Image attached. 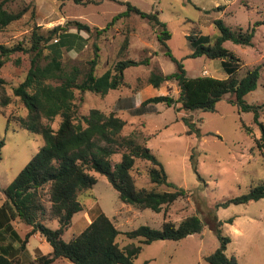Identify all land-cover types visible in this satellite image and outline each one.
<instances>
[{
	"label": "rangeland",
	"instance_id": "374dc122",
	"mask_svg": "<svg viewBox=\"0 0 264 264\" xmlns=\"http://www.w3.org/2000/svg\"><path fill=\"white\" fill-rule=\"evenodd\" d=\"M115 1L103 0L84 5H76L71 0L10 1L4 5L7 11L17 12L23 8L27 11L21 19L0 31V44L14 46L22 42L27 46L33 31L44 36L53 29L56 33L63 30L74 33L78 28L74 22H77L90 28L89 32H79L87 42L81 51H63L64 69L76 66L85 72L94 56L95 46L98 48L96 76L113 70L118 61L148 58V65L127 68L124 85L105 96L75 91V120H81L91 109L105 115L115 111L116 116L124 121L121 135L145 143L160 161L168 182L184 190L186 196L178 198L159 213L147 209L140 211L122 203L105 176L92 173L96 183L79 195L83 210L73 216L63 240L66 242L79 235L100 213L105 214L121 233L117 237L120 247L130 242L139 244L138 239H127L125 232L144 225L160 230L164 221L178 225L183 219L196 216L202 223L200 234H192L179 241L158 240L142 245L134 264H208L204 258L219 247L212 229L218 221L223 223L222 234L230 239L225 251L227 258H235L238 264H264V198L247 204L221 206L264 182V158L254 145L260 129L253 122V114L239 112L228 103L233 95L226 94L213 112L186 111L176 102L170 107L147 105L144 114L133 115L126 106L137 107L144 100L156 96L168 95L174 100L179 96L174 81L164 82L159 88L148 84L152 72L167 75L176 70V65L164 54L157 39L161 28L129 14L115 21L100 35L95 31L104 29L114 16L123 13L126 10L124 3L146 14L157 12L159 21L170 33L166 42L170 54L183 65L186 76L224 79L227 75L220 60L188 57L193 47L187 37L199 35L214 39L218 35L213 25L216 19H221L233 30H246L256 21L264 23V0ZM223 46L239 58L237 75L240 78L264 62V24L256 27L250 46L231 42H225ZM29 59L30 54L14 53L0 69V100L3 96L10 99L7 106L0 105V143L3 144L0 148V208L5 201L3 190L43 145L40 134L30 133L15 122L7 121V118L25 117L27 114L21 102L12 95V89L24 80ZM244 101L250 105H264V67L256 89L248 93ZM184 119L198 129V135L187 134L189 127ZM259 120L264 123V107ZM59 122V117L50 122L53 130L57 129ZM243 125L251 128V134L244 131ZM191 155H194L196 167L192 166ZM111 160L113 164L118 162L120 153L113 155ZM148 167V162L135 160L131 175L136 187L171 191L168 187H155L150 183ZM44 198L46 201L47 197ZM45 209L48 212L47 201ZM230 218L233 219L231 224L227 223ZM42 222L50 229L58 227L48 218ZM11 228L21 239L31 229L18 221L11 222ZM0 245H10L13 255L20 258L22 264L31 262L24 255L25 249H19V240L11 231L0 232ZM38 245V240L30 238L31 251ZM46 246L49 247L48 244ZM33 253L36 258L41 255L36 250Z\"/></svg>",
	"mask_w": 264,
	"mask_h": 264
},
{
	"label": "trees",
	"instance_id": "16d2710c",
	"mask_svg": "<svg viewBox=\"0 0 264 264\" xmlns=\"http://www.w3.org/2000/svg\"><path fill=\"white\" fill-rule=\"evenodd\" d=\"M14 0L0 1V31L14 21H18L26 13L27 8L10 12L4 5ZM76 5L99 3L100 1L71 0ZM116 2L115 0H108ZM119 3V2H118ZM126 10L112 18L104 29H95L96 34L108 30L115 21L125 15L135 14L147 20L151 25L161 28L157 37L164 54L176 65L173 73L163 75L152 72L148 84L159 88L164 82L174 81L179 96L174 100L171 96H156L144 100L139 106H126L133 115L145 113V106L164 104L167 107L176 102L186 111L200 110L213 112L215 105L226 95H233L229 104L239 112L252 113L253 122L260 129V136L254 139L255 148L264 158V123L259 120L264 105H250L244 97L254 91L260 77L264 62L247 71L240 78L237 75L239 58L228 51L223 44L231 42L235 45L250 46L256 27L262 22H254L252 27L242 30L231 29L221 19L213 21L218 31L216 37L189 35L193 51L189 58L205 57L220 60L226 78L216 79L211 76L189 78L183 65L169 51L166 42L170 33L166 25L158 19V13H143L129 3H124ZM77 25V32L63 30L56 33L53 29L47 36L33 31L27 46L22 42L14 46L0 44V69L9 57L18 52L30 54L29 69L24 80L12 89L16 97L27 111L25 117L7 118L30 133L40 134L43 145L32 156L29 163L19 172L14 180L3 190L5 201L0 208V232L11 231L19 240V249H25L28 239L38 233L51 247L47 255H39L27 264H53L56 260H66L70 264H134L142 250V245H149L158 240L179 241L192 234H200L202 223L196 216L183 219L178 225L164 221L160 230L149 226H140L125 232L127 239H138L120 247L117 237L121 234L113 222L103 213L94 217L87 227L69 241L63 235L69 229L72 218L83 210L78 197L91 189L96 178L92 173L105 176L111 187L118 193V199L137 210L161 212L178 198L185 197L184 190L168 182L164 169L145 143L136 142L133 137H124L121 130L124 121L116 116L115 111L105 115L97 109H91L81 120H75V91L94 93L105 96L109 91L124 85V71L129 67L148 65L149 59L121 60L113 70H107L96 76L95 67L98 59V48L95 46L94 56L88 62V68L82 72L78 67L66 70L62 66L63 51H81L87 42L79 32H89L86 25ZM213 40L210 44L209 42ZM126 43V40H125ZM10 99L3 96L0 105L5 107ZM121 109V108H120ZM56 117L60 122L53 130L50 122ZM187 134H199L187 119ZM244 131L251 134V128L243 125ZM0 143V148L2 147ZM120 153V160L112 163L111 157ZM196 167L194 155L190 157ZM135 160L149 163L147 176L155 187L165 186L171 191L159 192L155 189H139L131 175ZM49 203L45 209V198ZM264 198V182L252 188L247 194L230 199L221 206L229 204H247ZM56 222L58 227L50 229L43 220ZM18 221L30 227V231L21 239L12 230L11 222ZM233 219L227 220L231 224ZM222 222L213 224L212 229L219 241V247L204 259L208 264H238L235 258H227L226 247L230 239L222 234ZM10 245H0V264H22L20 258L13 255Z\"/></svg>",
	"mask_w": 264,
	"mask_h": 264
},
{
	"label": "crops",
	"instance_id": "0c3cea01",
	"mask_svg": "<svg viewBox=\"0 0 264 264\" xmlns=\"http://www.w3.org/2000/svg\"><path fill=\"white\" fill-rule=\"evenodd\" d=\"M30 238H35L39 242V245L37 247H34V249H33L34 251L35 250L39 251L41 253V255H47V254H49L51 252V247L50 246L49 247L46 246L47 243L43 239H41V236L38 233L33 234ZM30 238L28 239V242H27V244L25 246V251H24L25 254L24 255L27 257V259L29 258L32 261V260L35 259L36 254H34L33 253L34 251L33 250L31 251L30 248H29V240H30ZM62 262L63 263L65 262L66 264H70V263H68L65 260H56L53 264H61Z\"/></svg>",
	"mask_w": 264,
	"mask_h": 264
}]
</instances>
